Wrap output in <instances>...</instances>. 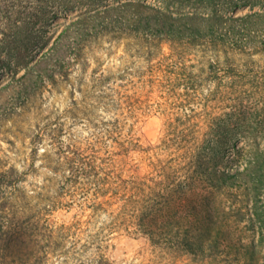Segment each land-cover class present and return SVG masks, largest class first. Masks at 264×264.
<instances>
[{"label":"rangeland","instance_id":"rangeland-1","mask_svg":"<svg viewBox=\"0 0 264 264\" xmlns=\"http://www.w3.org/2000/svg\"><path fill=\"white\" fill-rule=\"evenodd\" d=\"M134 1L174 16H212L218 41L182 47L135 32H104L97 9L117 0H0V47L25 49L31 39L40 44L47 37L51 43L79 17L85 24L77 58L55 84L30 85L29 97L19 95L25 67L9 69L6 59L0 68V174L25 173L21 187L32 205L43 207L62 181L53 171L56 142L106 148L121 140L120 134H131L146 151L131 150L127 162L134 174L143 175L154 155L164 159L171 152L164 146L171 129L175 144L177 135L189 138L190 130L216 132L202 136L205 148L229 149L221 162L207 163L235 178L233 189L210 196L216 204L213 246L192 254L154 244L140 232L110 234L101 229L109 217L99 214L81 229L72 228L66 258L48 264H96L100 249L111 264H264V0ZM64 40L58 43L61 51ZM29 49L26 60L39 55L34 46ZM80 214L75 206L55 210L51 218L69 224ZM90 237L94 243L83 249Z\"/></svg>","mask_w":264,"mask_h":264},{"label":"trees","instance_id":"trees-1","mask_svg":"<svg viewBox=\"0 0 264 264\" xmlns=\"http://www.w3.org/2000/svg\"><path fill=\"white\" fill-rule=\"evenodd\" d=\"M141 7L150 11L147 13ZM97 10L103 18L104 32H135L150 41L167 40L182 47L218 41L210 26L214 21L212 16L187 13L174 16L160 7L144 6L134 0H117L115 4L106 3ZM1 22L6 23L4 18ZM84 25L79 17L66 25L51 43L47 37L40 44L31 39L25 49L20 46L0 47L1 69L6 67V59L9 69L10 64L25 67L18 78L24 80L17 89L19 95L26 92L29 97L30 85L37 86L40 82L55 84L58 78L68 75L84 42ZM90 25V28L94 27ZM224 36L219 37L223 42ZM63 39L64 49L61 51L58 43ZM33 46L39 55L26 60L28 56L24 53ZM174 133L171 129L164 143L165 149L168 147L171 152L164 159L154 155L155 159L148 165L149 172L143 175L134 174L127 162L131 150L146 151L131 134L127 138L120 134L121 140L106 148L93 142L86 147L71 141L67 144L56 142L57 159L53 171L61 175L62 181L57 195L43 207L32 205L21 187L25 173H1L0 264H48L52 259L66 258L65 245L74 235L71 234L72 228L81 229L79 225L93 222L99 214L109 217L101 229L110 234L117 229L140 232L154 244L192 254L204 253L206 246H213L216 231L213 216L216 204L210 196L215 190L233 189L230 181L235 178L230 170L211 168L207 162L210 159L221 162L229 147L205 148L202 136L216 134L213 131L190 130L189 138L182 139L183 135L180 138L177 135L176 144L169 136ZM217 134L219 139L220 132ZM42 136L43 132L38 133L36 141ZM157 149L163 150L161 147ZM126 171L132 174L126 176ZM75 206L81 214L74 216L71 223L58 224L51 218L55 210ZM78 240H81L79 235L72 242L75 249ZM93 243L94 238L90 237L81 246L85 249ZM98 252L96 264H111L102 249Z\"/></svg>","mask_w":264,"mask_h":264}]
</instances>
